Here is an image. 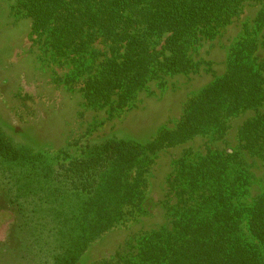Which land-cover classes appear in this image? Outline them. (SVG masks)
<instances>
[{
  "label": "trees",
  "instance_id": "16d2710c",
  "mask_svg": "<svg viewBox=\"0 0 264 264\" xmlns=\"http://www.w3.org/2000/svg\"><path fill=\"white\" fill-rule=\"evenodd\" d=\"M246 1L255 0H18L15 8L54 59L73 63L86 104L113 112L134 105L149 82L193 71L197 43L213 39ZM255 21L264 26V12ZM97 41L106 51L93 49ZM257 48L245 32L224 74L187 99L173 127L144 142L76 140L68 144L72 152L47 157L0 127V200L14 215L12 253L0 244V264H77L93 242L147 212L159 150L195 136L222 139L228 122L248 110L255 114L238 128L240 149L264 161V54L258 58ZM250 174L239 151L179 159L168 180L182 201L172 227L142 233L131 257L117 252L95 264H263L264 193L250 205L241 201ZM244 220L256 243L241 233Z\"/></svg>",
  "mask_w": 264,
  "mask_h": 264
},
{
  "label": "rangeland",
  "instance_id": "374dc122",
  "mask_svg": "<svg viewBox=\"0 0 264 264\" xmlns=\"http://www.w3.org/2000/svg\"><path fill=\"white\" fill-rule=\"evenodd\" d=\"M17 2L0 0V127L14 142L46 150L47 157L61 148L72 152L68 144L76 140L114 136L144 142L161 127H173L182 116L187 99L224 74L231 47L247 31L257 41L258 58L264 54V26H257L255 21L264 12V0L246 1L230 24L221 28L213 39L197 43L190 53L197 63L193 71L153 80L138 93L134 105L110 112L109 107L86 104L81 91L83 78H73V63L54 59L42 40L34 39L30 34V18L16 13ZM93 49L106 51L99 41L93 44ZM101 59L98 56L94 61L91 74ZM254 114L248 110L231 119L222 139L195 136L159 150L150 166L147 212L128 226L111 230L93 242L77 264L110 261L117 252L131 257L137 252L142 233L162 226L172 227L174 211L182 201L170 191L168 180L175 173L179 159L195 163L209 150L239 151L251 173L247 194L241 201L245 206L250 205L256 196L264 193V161L240 149L237 131ZM3 205L0 200V244L4 249L9 246L12 253L14 215ZM241 233L247 240L257 242L250 235L246 220L241 225ZM260 250L264 264V251ZM1 258L8 259V256L2 253Z\"/></svg>",
  "mask_w": 264,
  "mask_h": 264
}]
</instances>
